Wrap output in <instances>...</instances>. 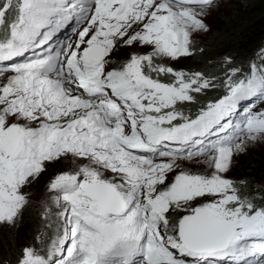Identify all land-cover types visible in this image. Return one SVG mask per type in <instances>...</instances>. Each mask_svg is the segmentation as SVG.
<instances>
[{"label":"snow or ice","instance_id":"6c2138e0","mask_svg":"<svg viewBox=\"0 0 264 264\" xmlns=\"http://www.w3.org/2000/svg\"><path fill=\"white\" fill-rule=\"evenodd\" d=\"M219 8L0 0V225L39 220L0 264H264V177L230 175L264 144V45L208 57Z\"/></svg>","mask_w":264,"mask_h":264},{"label":"trees","instance_id":"16d2710c","mask_svg":"<svg viewBox=\"0 0 264 264\" xmlns=\"http://www.w3.org/2000/svg\"><path fill=\"white\" fill-rule=\"evenodd\" d=\"M213 29L216 36L207 53L208 57H215L225 52H232L238 58L245 57L264 45V0H230L228 11ZM244 47L249 49L242 52L241 48ZM179 67L209 70L203 61L197 59L183 61ZM251 169L249 176H253L252 172H257L256 175L264 177V152L261 158L255 159ZM36 216L32 209H28L24 212L18 227H9L0 231V259L12 256L26 240L31 238L38 225ZM6 247L11 248L4 252Z\"/></svg>","mask_w":264,"mask_h":264},{"label":"rangeland","instance_id":"374dc122","mask_svg":"<svg viewBox=\"0 0 264 264\" xmlns=\"http://www.w3.org/2000/svg\"><path fill=\"white\" fill-rule=\"evenodd\" d=\"M230 5V0H220V8L218 13H215L213 18L210 20V23L212 24V27L214 28L217 25V22L223 18L225 13L228 11ZM249 48L244 47L243 49L241 48L242 52H246ZM176 67H179V65H176ZM213 95V93H209V96ZM264 152V144H258L257 146L250 148L249 151L246 154L240 155L237 157L236 160V167L233 169V172L230 173V175H248L249 170L251 169L252 163L255 162V159H259L262 156V153ZM253 176L261 178L260 175L257 172H252ZM255 173V174H254ZM33 213L36 214V212L32 209ZM36 218H38L36 216ZM39 223V220H37V224ZM5 228H9L6 225H0V231L5 230ZM16 228V227H15ZM10 249L11 247H6L5 251L6 252ZM9 256V255H8Z\"/></svg>","mask_w":264,"mask_h":264}]
</instances>
